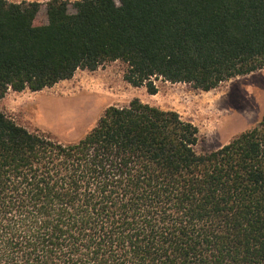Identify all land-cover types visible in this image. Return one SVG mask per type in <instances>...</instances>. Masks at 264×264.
Returning <instances> with one entry per match:
<instances>
[{
    "label": "trees",
    "instance_id": "16d2710c",
    "mask_svg": "<svg viewBox=\"0 0 264 264\" xmlns=\"http://www.w3.org/2000/svg\"><path fill=\"white\" fill-rule=\"evenodd\" d=\"M116 60L149 94L264 69V0H0V98ZM197 140L136 97L74 142L0 111V264H264V114Z\"/></svg>",
    "mask_w": 264,
    "mask_h": 264
},
{
    "label": "rangeland",
    "instance_id": "374dc122",
    "mask_svg": "<svg viewBox=\"0 0 264 264\" xmlns=\"http://www.w3.org/2000/svg\"><path fill=\"white\" fill-rule=\"evenodd\" d=\"M37 21L46 22L44 6ZM124 69L125 64L116 60L94 71L77 69L70 79L39 91L8 89L0 98V111L31 132L74 142L94 126L106 107L127 105L136 97L160 109L175 110L193 123L198 128L194 146L198 153L217 149L264 114V69L230 78L209 91L158 78L155 94L127 83Z\"/></svg>",
    "mask_w": 264,
    "mask_h": 264
}]
</instances>
